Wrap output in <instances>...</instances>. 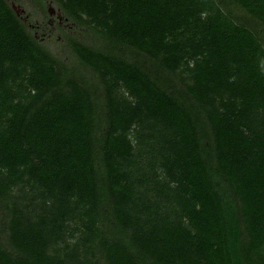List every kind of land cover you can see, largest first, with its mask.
Returning <instances> with one entry per match:
<instances>
[{
	"label": "trees",
	"instance_id": "trees-1",
	"mask_svg": "<svg viewBox=\"0 0 264 264\" xmlns=\"http://www.w3.org/2000/svg\"><path fill=\"white\" fill-rule=\"evenodd\" d=\"M53 1L110 50L0 0V264H264V0Z\"/></svg>",
	"mask_w": 264,
	"mask_h": 264
},
{
	"label": "rangeland",
	"instance_id": "rangeland-1",
	"mask_svg": "<svg viewBox=\"0 0 264 264\" xmlns=\"http://www.w3.org/2000/svg\"><path fill=\"white\" fill-rule=\"evenodd\" d=\"M6 2L26 33L41 47L65 63L73 71L76 80L95 81L93 72L79 63L70 47L71 41L76 40L93 49L110 50V45L99 36L92 24L86 25L68 18L53 0H41L40 4L34 0H6ZM124 55L131 61L136 57L131 51H125ZM99 93L102 94L101 88L96 95ZM5 221L4 211L0 208V239L3 244H5Z\"/></svg>",
	"mask_w": 264,
	"mask_h": 264
}]
</instances>
